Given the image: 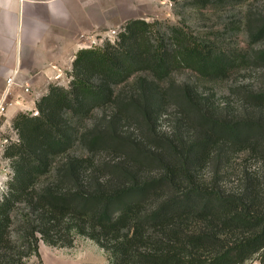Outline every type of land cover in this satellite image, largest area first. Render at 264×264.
I'll return each instance as SVG.
<instances>
[{
  "label": "trees",
  "instance_id": "16d2710c",
  "mask_svg": "<svg viewBox=\"0 0 264 264\" xmlns=\"http://www.w3.org/2000/svg\"><path fill=\"white\" fill-rule=\"evenodd\" d=\"M263 38L264 21L254 40ZM254 52H227L189 28L142 19L115 42L81 50L69 86L51 85L36 116L12 123L0 264H29L41 259V243L73 248L78 238L108 264H264V176L245 175L236 192L217 176L199 177L234 151L264 158V91L246 95L256 117L234 120L173 79L189 71L207 84L226 81L264 64V49ZM173 107L178 130L191 128L161 135L157 121Z\"/></svg>",
  "mask_w": 264,
  "mask_h": 264
},
{
  "label": "rangeland",
  "instance_id": "374dc122",
  "mask_svg": "<svg viewBox=\"0 0 264 264\" xmlns=\"http://www.w3.org/2000/svg\"><path fill=\"white\" fill-rule=\"evenodd\" d=\"M123 1L119 10L117 9L120 14H124L126 7L131 4L130 0ZM162 1L164 2L150 0L142 4L138 15L150 23L159 21L165 25L189 28L198 39L211 42L227 52L243 50L254 55V51L264 49V38L254 40L256 31L264 21V0H214L215 2L207 8H203L196 0L195 4L191 0ZM104 5L105 13H110L107 12L106 1ZM123 27L114 29L110 34L105 33L98 42L91 41L88 48L103 47L106 41L115 42ZM173 79L178 84L193 86L197 93L196 98L206 101L219 118L229 117L236 120L249 115L256 117L259 114L249 104L246 95L264 91V64L251 66L249 70L234 74L228 80L218 83L207 84L189 71H180ZM69 83L63 87H68ZM177 111L174 107L170 108L159 118L157 130L161 135L171 137L175 133H188L187 129L189 131L191 126L184 132L178 130L181 115ZM31 114L37 115L36 111ZM4 120L5 117L1 124H4ZM125 131L133 136L142 134L140 130L137 132L136 128L132 127ZM2 135L10 141L17 140L12 126L2 132ZM113 160L121 161L120 158ZM247 174L255 178L264 176V158L261 155L251 156L250 152L240 150L232 152L217 168L215 163L208 164L199 177L203 183H209L217 176L224 191L236 192ZM40 255L41 259L34 258L29 264H108L106 254L92 241L83 238H78L73 248H54L41 243ZM254 262L256 263V260Z\"/></svg>",
  "mask_w": 264,
  "mask_h": 264
},
{
  "label": "crops",
  "instance_id": "0c3cea01",
  "mask_svg": "<svg viewBox=\"0 0 264 264\" xmlns=\"http://www.w3.org/2000/svg\"><path fill=\"white\" fill-rule=\"evenodd\" d=\"M149 1L130 0L120 14L123 0H0V100L15 71L17 82L31 88L29 94L12 90L2 131L20 113L35 112L51 85H68L77 54L105 33L142 19L138 12Z\"/></svg>",
  "mask_w": 264,
  "mask_h": 264
},
{
  "label": "built area",
  "instance_id": "2783aa9c",
  "mask_svg": "<svg viewBox=\"0 0 264 264\" xmlns=\"http://www.w3.org/2000/svg\"><path fill=\"white\" fill-rule=\"evenodd\" d=\"M18 71H15L11 77L7 80V89L3 94L0 101V203H2L9 194L10 183L14 180L15 173L12 166V160L6 157L7 148L18 141H10L8 138H4L2 135L1 120L6 116L8 100L12 94V90L15 87H21L24 89L26 94L30 93V85H22L17 82ZM15 135L16 132L14 131ZM17 137V135H16Z\"/></svg>",
  "mask_w": 264,
  "mask_h": 264
}]
</instances>
